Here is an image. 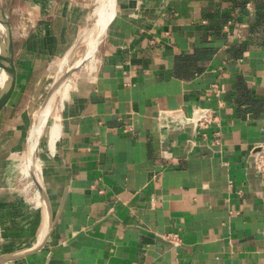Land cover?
Segmentation results:
<instances>
[{
  "label": "crops",
  "instance_id": "1",
  "mask_svg": "<svg viewBox=\"0 0 264 264\" xmlns=\"http://www.w3.org/2000/svg\"><path fill=\"white\" fill-rule=\"evenodd\" d=\"M36 1L44 45L71 49L92 0ZM15 62L2 130L19 102L16 47ZM87 62L60 94L54 151H39L60 214L41 249L2 264H264V177L250 155L264 144V0H116ZM195 105L219 113L220 143L216 126L185 123ZM32 201L19 213L31 235L0 254L41 238Z\"/></svg>",
  "mask_w": 264,
  "mask_h": 264
},
{
  "label": "rangeland",
  "instance_id": "2",
  "mask_svg": "<svg viewBox=\"0 0 264 264\" xmlns=\"http://www.w3.org/2000/svg\"><path fill=\"white\" fill-rule=\"evenodd\" d=\"M8 1L0 0L3 5ZM95 2L96 0L91 1V3ZM41 5L42 3L39 4L36 0H14L11 13L20 67V96L10 127L7 130H2L0 127V205L2 210L0 222L3 224H0V252L15 246L16 242H21V237L31 235L33 230L26 227L27 221L23 219V222L19 217L21 212L29 214L32 211L35 201L28 202V199L37 202L39 200L32 175L24 172V167L27 166L25 153L31 119L42 104L51 83L57 77L63 58L68 55L69 62L72 64L89 47L88 41L84 38L85 31L72 49L63 47L57 51L54 43L49 47L44 45L42 28L38 29L44 18L42 15L44 8ZM94 6H91V18L96 10ZM94 55L87 54V61ZM89 65L91 63L87 62L81 68ZM78 77L79 72L76 75V78ZM60 106L61 98L58 94L52 111V116H56V119L59 112L62 114ZM7 236L8 238L12 236V240L8 241Z\"/></svg>",
  "mask_w": 264,
  "mask_h": 264
},
{
  "label": "water",
  "instance_id": "3",
  "mask_svg": "<svg viewBox=\"0 0 264 264\" xmlns=\"http://www.w3.org/2000/svg\"><path fill=\"white\" fill-rule=\"evenodd\" d=\"M13 1L14 0H9L8 2H6L5 5H3L0 2V21L3 25H5V37L3 39H0V69L3 71V74H4V82L3 84L0 85V127H2L4 120L11 113L15 105V101H16L17 93H18V72H17V66L15 62V41H14L13 27L11 23V13H12V8H13ZM115 7H116V0H113L112 2L113 14L110 17V19L107 20L100 34V39L96 44V50L106 35L108 25L115 12ZM90 14H91V11H90ZM90 14L75 44L77 43L78 40H80L84 31L90 26L91 24ZM88 53H89V47H87L84 53L77 60H75L72 63V65H70L67 68V70L63 73L61 77L57 79L55 78L53 82L51 83L44 97V100L39 108L35 121L33 122L31 119L30 130H29L28 137H27V148L29 147L30 138L36 132L35 131L36 125L39 121L38 118L40 117L42 111L46 107L49 100L52 98L57 87L67 77H69L74 70L81 68L86 63V61L88 60L86 55ZM31 147L34 153V156L32 159L33 167H32L31 175H32L33 181L35 182L37 186L38 191L40 192V196L42 200V207H43L44 215H45V230L41 238L39 239L37 243H35V245H32L31 247L25 248L23 250L0 254V264L26 256L30 253H33L41 249L46 244L47 239L52 231L54 222L56 221V219L58 218L60 214V211L56 215H54L53 213L52 204L48 196L47 190L44 186L43 181L40 179V176L38 175V170L36 169L35 155L38 153V151L35 146V143L31 142Z\"/></svg>",
  "mask_w": 264,
  "mask_h": 264
},
{
  "label": "bare ground",
  "instance_id": "4",
  "mask_svg": "<svg viewBox=\"0 0 264 264\" xmlns=\"http://www.w3.org/2000/svg\"><path fill=\"white\" fill-rule=\"evenodd\" d=\"M112 2L113 0H96V2L93 3V5L96 6V7L94 6L96 10L95 12L93 11L94 15L91 18V24L85 30L86 34L84 36V38L88 41V44H89L88 54L94 55V52L96 51V44L100 39V34L107 20H109L113 14ZM4 37H5V25H3L0 21V39H3ZM70 65L72 64H70L68 55H66L59 65L58 75L56 79L61 77ZM68 79L69 77H67L57 87L52 98L49 100L46 107L42 111L40 117L38 118L39 121L36 125V130H35L36 132L30 138L29 147L26 149L25 158L27 160V166L24 167V172L27 174L29 173L32 174V167H33L32 159H33L34 153L31 147V142H33L35 143V146L38 151V153L35 155V163H36V169L38 170V175L40 176L41 180L43 179V173L46 167L44 165V162L42 161L41 156L39 155V151H44L46 149L49 151L50 150L52 151L54 148L55 140L58 139L57 137L59 135L60 125L57 122L56 116H52L53 105H54L55 99L57 98V95L61 94L60 92H64V90L66 89ZM3 82H4V74H3V71L0 69V85L3 84ZM40 106L37 108L36 113L33 116V122L35 121L37 117ZM36 196L37 198H39L37 203L41 205L42 200H41L40 192L38 191V189H37ZM44 230L42 231L41 236Z\"/></svg>",
  "mask_w": 264,
  "mask_h": 264
},
{
  "label": "built area",
  "instance_id": "5",
  "mask_svg": "<svg viewBox=\"0 0 264 264\" xmlns=\"http://www.w3.org/2000/svg\"><path fill=\"white\" fill-rule=\"evenodd\" d=\"M229 26V23L225 25ZM185 123H188L196 134L206 135L211 127H217L214 131V141L220 143L221 140V117L211 106L195 105L190 115L183 116ZM254 168L261 177H264V144L257 145L250 150Z\"/></svg>",
  "mask_w": 264,
  "mask_h": 264
}]
</instances>
